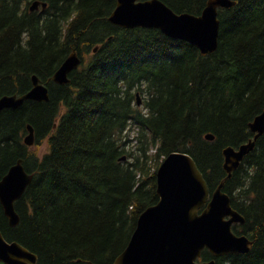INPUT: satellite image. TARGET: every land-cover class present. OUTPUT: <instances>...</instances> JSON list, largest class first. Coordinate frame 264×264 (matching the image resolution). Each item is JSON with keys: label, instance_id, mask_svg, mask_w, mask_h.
Listing matches in <instances>:
<instances>
[{"label": "trees", "instance_id": "1", "mask_svg": "<svg viewBox=\"0 0 264 264\" xmlns=\"http://www.w3.org/2000/svg\"><path fill=\"white\" fill-rule=\"evenodd\" d=\"M35 1L0 0V97L29 91L34 74L50 89L48 102L0 111V179L19 158L34 174L16 202L17 226L0 202V229L38 264H113L159 200L166 156L189 153L212 193L226 176L223 149L253 137L249 122L264 108V0L220 8L219 46L207 56L160 29L112 24L117 0H40L43 11L31 10ZM162 1L199 15L208 0ZM74 51L81 65L55 83ZM28 124L34 146L24 141ZM224 190L246 217L234 231L254 244L221 257L205 249L202 259L264 264V134Z\"/></svg>", "mask_w": 264, "mask_h": 264}, {"label": "water", "instance_id": "2", "mask_svg": "<svg viewBox=\"0 0 264 264\" xmlns=\"http://www.w3.org/2000/svg\"><path fill=\"white\" fill-rule=\"evenodd\" d=\"M236 0H208L201 14L178 13L162 0H117L108 20L123 28H157L164 34L186 41L197 47L203 56L215 52L219 46L220 8H231ZM47 2L40 0L31 10L42 11ZM99 46L94 48L98 51ZM82 63L78 51L72 52L52 76L57 84L70 81V73ZM26 100L50 101L49 86L36 74L32 88L22 94H5L0 97V111L16 109ZM138 104H141L138 93ZM254 133L239 146L223 149V167L226 176L210 192L208 182L195 159L187 152H171L161 162L157 176V203L147 207L139 216L136 228L125 249L113 264H216V259L202 260L203 250L214 257L245 254L251 251L254 241L246 234H237L233 225L244 224L246 217L232 205L225 184L245 157L253 151L264 134V108L250 122ZM25 143L33 146L36 131L27 125ZM208 140L215 135L206 134ZM34 178L19 158L0 179V202L11 226L20 223L16 202L24 195ZM38 254L18 241H9L0 229V261L4 264H38Z\"/></svg>", "mask_w": 264, "mask_h": 264}, {"label": "rangeland", "instance_id": "3", "mask_svg": "<svg viewBox=\"0 0 264 264\" xmlns=\"http://www.w3.org/2000/svg\"><path fill=\"white\" fill-rule=\"evenodd\" d=\"M140 98H141V93H140ZM143 104H144V102H143V99H142V104H141V106L144 108ZM41 151H42L41 153H43L44 151H46V144H44V145L42 146Z\"/></svg>", "mask_w": 264, "mask_h": 264}]
</instances>
